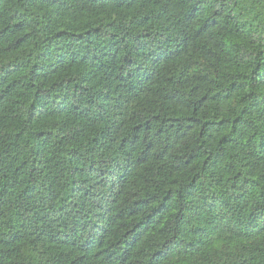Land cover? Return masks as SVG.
<instances>
[{
  "label": "trees",
  "instance_id": "1",
  "mask_svg": "<svg viewBox=\"0 0 264 264\" xmlns=\"http://www.w3.org/2000/svg\"><path fill=\"white\" fill-rule=\"evenodd\" d=\"M0 264H264V0H0Z\"/></svg>",
  "mask_w": 264,
  "mask_h": 264
}]
</instances>
